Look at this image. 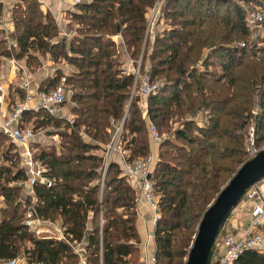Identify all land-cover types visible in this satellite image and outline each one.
I'll return each mask as SVG.
<instances>
[{
  "label": "trees",
  "instance_id": "16d2710c",
  "mask_svg": "<svg viewBox=\"0 0 264 264\" xmlns=\"http://www.w3.org/2000/svg\"><path fill=\"white\" fill-rule=\"evenodd\" d=\"M155 1L82 0L66 25L70 37H60L54 17L37 0L12 7L15 45L7 48L0 35V57L23 60L30 71L46 57L68 64L73 119L41 109L23 117L60 138L34 153L52 184L35 182L31 188L34 216L59 220L63 239L36 237L22 224L32 196L22 193L20 182L27 177L17 145L0 133V264L19 257L26 264H78L79 254L84 264H134L135 193L116 161L107 164L102 185L100 172L104 145L122 118L119 140L126 159L149 152L138 97H129L132 75L122 73L120 64L125 54L137 57L145 13ZM163 6L170 25L155 34L147 55L148 76L159 87L146 98V116L159 134L169 132L157 145L150 176L158 212L153 254L154 264H183L203 211L246 160L254 101L260 113L254 116L253 143L264 140V38L256 47L236 0H164ZM60 74L55 69L38 89L54 86ZM238 261L264 264V255L247 250Z\"/></svg>",
  "mask_w": 264,
  "mask_h": 264
},
{
  "label": "built area",
  "instance_id": "2783aa9c",
  "mask_svg": "<svg viewBox=\"0 0 264 264\" xmlns=\"http://www.w3.org/2000/svg\"><path fill=\"white\" fill-rule=\"evenodd\" d=\"M69 1L71 4L75 5L82 0ZM0 2L2 3L3 0H0ZM37 2L39 5L46 7L43 0H37ZM44 10H46V8H44ZM263 20V11H255L248 14V16L246 15V23L249 27L255 24L259 25ZM7 22H11V13L9 17L8 14L6 15V13L1 12L0 31L8 30L6 27ZM12 27H10V29ZM146 30L148 33L151 32L147 28ZM59 33L63 37L74 35V33L68 29H62ZM114 37L118 39H113ZM251 38L254 40L253 37ZM111 39L118 47H122L123 43L118 35L111 36ZM254 43L255 45L257 44L256 41H254ZM242 45L243 43H241V46ZM10 46L11 45H7V48H10ZM121 61V72L130 73L132 75L129 97H138L137 105L141 111V115L144 117L146 115V98L148 95L156 92L159 87V82L149 78L147 68L140 71L139 60L133 61L132 59L125 58ZM11 62V67H16V73L20 79L19 83H14V85L18 86V93L22 92V94L15 93L14 104H12L13 102L10 100V91H8L9 85L6 90L4 87L5 85L0 81V133L17 145L21 165L24 168L27 177L26 181L29 186V195L32 196L30 203L25 207L22 224L27 231L32 232L34 236L41 237L38 228L42 219L34 216L32 212V203H34L36 199L33 196L31 186L35 182L50 186L53 179L43 175L44 168L39 159L34 157V151L31 148V143L35 137L33 126L31 122L25 123L23 117L28 111H37L38 109H41L49 115L58 118H65L71 123L73 115L63 113V107L70 103L68 97L71 90L66 83V77L72 72V68L63 61L56 63L57 66L55 69L59 68L61 71L58 82L47 89H38L37 86L33 85V78L31 77V75L33 76L32 72L36 69L30 71L25 66V63L19 62L14 57H11ZM41 62H43L42 59ZM52 73H54V70ZM51 76H53V74H51L50 77ZM7 91L9 100H6ZM122 121L123 118L114 126L109 141L104 145L105 149L103 152V164L100 172V183L102 185L104 172L109 161H116L118 163L120 175L125 178L126 182L135 193V203L137 200L147 203L153 213L152 219L153 221H156L158 217L157 203L153 180L150 176L155 163V155L152 152V148L159 144L162 136L147 120L149 148L151 151H149L144 157L127 160L126 153L122 150L119 140ZM251 133H253V126H248V136L245 144L247 158L252 157L258 151L253 144ZM262 181H264V178L260 182ZM260 182L247 188L241 198L247 205L245 208L247 212L245 215L246 218L243 219V215L240 216L239 211L230 212L224 224L221 226L212 246L214 252V264H242L238 261V258L247 250L256 251L264 255V193L259 189L258 184ZM2 206L3 197L0 195V208ZM146 237L147 239H151L152 232H147ZM142 261L144 264H153L155 261L154 255L147 253ZM6 263L18 264V259L12 258L7 260ZM82 263L84 264L83 260Z\"/></svg>",
  "mask_w": 264,
  "mask_h": 264
},
{
  "label": "crops",
  "instance_id": "0c3cea01",
  "mask_svg": "<svg viewBox=\"0 0 264 264\" xmlns=\"http://www.w3.org/2000/svg\"><path fill=\"white\" fill-rule=\"evenodd\" d=\"M16 0H3V2H0V5L2 6V12L8 14L10 17V11L11 8L13 7L14 3ZM43 3L45 4L46 7L40 5V7L44 10H48L52 16L55 19L56 25L58 27V30L62 29H67L66 25L70 23V14L72 12L76 11V8L69 0H43ZM76 23H72L73 27H76ZM6 27L8 30H2L0 31L2 35H4L5 39L7 40L6 37H10V40L6 43V45H15V38H13V27L11 25V22L6 23ZM10 27H12L10 29ZM60 37L62 35L59 33ZM114 36V35H113ZM113 39H118L114 37ZM9 57H0V81L5 85L4 87L7 90V86L9 85V90L10 95L13 96L12 89L14 86V83L17 84L19 78L17 76V73L11 69V65L8 61ZM43 60V59H42ZM24 63V61L22 62ZM50 61L46 58H44L41 66L34 70L32 72L33 78L32 83L35 86H40L46 78L50 77L51 74L54 75L53 70H55L57 64L53 63L54 65L49 64ZM59 66V65H58ZM8 91H7V96L6 100H9L8 97ZM15 97V95H14ZM66 107H63V113H65ZM65 114H71V113H65ZM57 135V134H56ZM58 136V135H57ZM154 148L152 150L154 151ZM149 151L151 149L149 148ZM157 152V150H156ZM246 209H243L242 211H239V215H243V219L246 218ZM153 213L149 205L141 200H137L135 203V217H134V226H135V233L137 236V242H135V247H136V256H135V262L134 264H144L142 259L147 253L153 254L154 252V246H153V240L147 239L146 233L147 232H152L153 226L155 221L152 219ZM39 232L41 237H52L54 239H63V234H62V229L60 226L59 220H42V222L39 225ZM74 249L77 251L80 250L77 245H74ZM154 255V254H153ZM21 259V263H25V259L19 257L18 262ZM82 258L81 255L79 254V263L78 264H83L82 263ZM19 264V263H18ZM26 264V263H25ZM154 264V263H153Z\"/></svg>",
  "mask_w": 264,
  "mask_h": 264
},
{
  "label": "rangeland",
  "instance_id": "374dc122",
  "mask_svg": "<svg viewBox=\"0 0 264 264\" xmlns=\"http://www.w3.org/2000/svg\"><path fill=\"white\" fill-rule=\"evenodd\" d=\"M6 1V0H5ZM20 1V0H16V2L14 3L13 7H15V4ZM237 4L240 5L243 9V12L245 15L248 16V14L255 12V11H263L264 12V0H236ZM21 3V2H20ZM164 5V0H156L154 2V4L147 9L146 13H145V31L143 33L141 42H140V46H139V52L136 58H130V56L128 54H125V56L121 59L124 60L125 58L128 59H132L133 61H137L139 60V67H140V71L143 70L144 68H149L150 65V61L147 57L148 52L150 51V47L152 45V41L153 38L155 36V34L159 31H161L163 28H167L169 27V22L168 19L164 16V11H166V7L163 6ZM2 6L0 5V13L3 11L2 10ZM165 9V10H164ZM12 10V8H11ZM168 11V10H167ZM76 25V24H75ZM146 28L151 31V32H147ZM249 34L251 37L254 38V41L257 42L256 47L259 45H263L262 42H260V40L262 38H264V20L259 24H255L253 26L249 27ZM73 33V32H72ZM2 35V34H0ZM255 35V37H254ZM7 40L6 42H8V40H10V37H6ZM15 38V33H13V38L12 40H14ZM243 41V40H240ZM145 55V56H144ZM143 57V59H142ZM46 59H48L50 61V65H54L53 62L46 57ZM212 60H214L213 58H210ZM44 60V59H43ZM10 65L12 66V62H11V57L8 59ZM19 62H23V60H18ZM215 61V60H214ZM122 62V61H121ZM199 67V65H197ZM214 69H218V67L216 66V64L214 63ZM11 69H13L15 72H17L16 67H10ZM211 67H209L210 69ZM20 79L17 81L19 83ZM157 81V80H155ZM159 82V81H157ZM13 93V96L10 95V100L13 102L12 104H14V95L15 93L17 94H22V92L18 93V86L14 85V89L11 90ZM20 91V89H19ZM71 102L69 104H66V109H65V113H71L70 112V108H71ZM250 112V120H248V126H253V131H254V123H255V117L256 115H258L260 113V108L259 105L257 104L256 101H254V103L252 104L251 108L249 109ZM200 116V115H199ZM199 116L196 117V120L199 123H203V119L200 118ZM142 118L145 119L146 124H147V116L145 115L144 117L141 115ZM33 126V132H34V139L31 143V148L34 151L35 154H37L40 149H45L48 150L50 147H52V145H55L58 143V141H60V138L55 134V131L52 130H42L40 128H34L35 124L31 123ZM177 123H172V127L175 126ZM247 126V127H248ZM246 131H248V129L246 128ZM160 135L162 137H165L167 135H169V132L165 133L162 132L160 133ZM252 138L254 139V133H251ZM255 140V139H254ZM254 144V143H253ZM255 149L260 150L264 148V140H258L256 141V143L254 144ZM156 150H157V146H155L153 154L155 155L154 159H156ZM247 159V157L245 158ZM20 164V163H19ZM101 176V173H100ZM20 184H22L23 186V196H26L29 194V186L27 181L24 182H20ZM259 189L262 193H264V181L260 182L259 184ZM247 207L246 203L244 202L243 199H240V201L237 203V205L231 210V212H236V211H241L243 209H245ZM19 264H21V259L18 262Z\"/></svg>",
  "mask_w": 264,
  "mask_h": 264
},
{
  "label": "water",
  "instance_id": "95a60500",
  "mask_svg": "<svg viewBox=\"0 0 264 264\" xmlns=\"http://www.w3.org/2000/svg\"><path fill=\"white\" fill-rule=\"evenodd\" d=\"M264 178V148L243 161L203 211L183 264H210L213 243L245 190Z\"/></svg>",
  "mask_w": 264,
  "mask_h": 264
}]
</instances>
